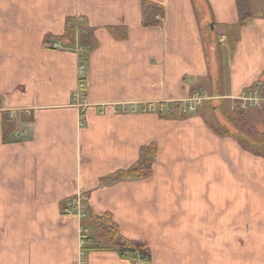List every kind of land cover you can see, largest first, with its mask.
Segmentation results:
<instances>
[{
  "label": "crops",
  "instance_id": "crops-1",
  "mask_svg": "<svg viewBox=\"0 0 264 264\" xmlns=\"http://www.w3.org/2000/svg\"><path fill=\"white\" fill-rule=\"evenodd\" d=\"M247 1L249 10L264 11V0ZM149 5L162 11V16L157 13L150 20L146 15L149 22L143 23L142 11ZM199 5L203 17L195 13ZM159 18L161 25L153 26ZM78 19L91 49L85 74L88 106L82 111L85 125L81 129L72 106L77 55L51 51L44 45L47 39L56 42L53 38L62 36ZM250 21L239 25L235 0H0V66L10 60V54L16 56L23 83L35 82L42 73L55 80L50 103L38 104L23 93L12 100L15 95L8 90L19 80L7 78L8 73L0 70V223L5 235L0 264H82L81 254L84 264H130L94 235L96 229L90 223L66 216L65 204L82 192L90 215L109 218L127 240L151 245L132 226L136 216L131 206L151 181H105L140 165L143 152L150 147L160 161L169 151L178 148L179 152L183 137L193 138V150L203 148L202 155H218L225 166H238L244 173L246 168L260 167L263 201L264 159L241 147L232 136L219 137L205 130L197 115L203 106L186 118L169 116L163 110L117 115L111 109L177 102L192 91L210 89L215 101L207 105V113L213 111L223 123L221 108L218 112L211 104L221 105L227 98L231 110L228 98H239L255 87L264 91V19L253 16ZM229 27H237L236 66L232 59L229 65L231 49L224 35ZM215 34L222 48L221 64ZM244 41L250 42V57ZM254 57L253 64L243 68L244 61ZM23 88L27 90L26 85ZM102 107L104 112H99ZM25 109L36 113L21 117L16 112ZM24 123L27 135L15 138ZM199 138L205 139L198 144ZM196 155L189 166H207L206 159L199 162L201 153ZM150 191L149 196L158 201L160 191ZM82 224L89 229L83 247L79 242ZM12 251L16 260L9 254Z\"/></svg>",
  "mask_w": 264,
  "mask_h": 264
},
{
  "label": "rangeland",
  "instance_id": "rangeland-1",
  "mask_svg": "<svg viewBox=\"0 0 264 264\" xmlns=\"http://www.w3.org/2000/svg\"><path fill=\"white\" fill-rule=\"evenodd\" d=\"M194 8L198 17H203L205 12L202 6L199 5ZM249 11L252 15L250 19L253 16L256 19H264V11L253 10V8ZM157 13L158 16H162V11L159 10ZM148 14L146 12V15ZM250 19L246 21V24L251 22ZM145 20L149 22V17ZM160 20L161 18L156 20L158 24H153V26L161 25ZM71 26L74 29V46L68 45L67 42L61 44L53 41L44 43V45L51 51L67 50V52L77 55V80L76 89L72 94V106L78 112L77 124L81 129L85 125L82 111L88 106L84 101V95L86 89V57L91 50L90 45H88L90 38L81 37V20H74ZM237 27L224 29L227 44L231 49L229 65L232 59L234 66H236L235 62H239L235 52L237 51V42L233 43V40L237 38V34L234 35ZM82 39H87V42ZM215 43L218 61L221 64L219 51L222 48H219L218 34H215ZM249 43L246 41L243 43L245 54H248V57L251 55L249 54L251 51L248 47ZM12 57L9 54L10 60L0 66V70L4 69V72L8 73L7 78L19 80L17 85L12 87L10 84L8 86L12 87L11 90H8L9 94L15 95L12 100L19 98L17 94L23 93L28 95L32 101L36 99L38 104L50 103L52 101L51 92L55 86L54 77L51 76V82L47 74L42 73L39 77L34 78L35 82L23 83L22 78L17 74L16 56ZM254 59L255 57L249 62L248 60L244 61L243 68L246 69L250 64H253ZM28 61L26 60V63H33L32 60ZM218 74L220 78L223 77L221 73ZM220 78L218 83L221 82L222 78ZM5 85L7 86L8 82ZM23 85L27 86V90L23 88ZM207 91H192L186 98L177 102L140 103L131 104L127 107L111 106V109L117 115L150 114L163 110L164 113L168 112L169 116L186 118L194 114L200 106H203L197 115L205 130L209 131L211 135L214 134L219 137L232 136L241 147H246L249 152L255 153L257 144L254 145L251 139L261 142V139L264 138V116L262 112L264 94H260L255 87L243 91V95L239 98H228L233 104L232 111L236 110V113L242 111L245 114L244 119L238 121V124L241 123L238 126L234 123L229 125L225 120H222L223 123H219V119L213 111L207 113V105L215 101L209 96L211 90L208 89ZM225 99L221 103L227 106L229 103ZM221 105L211 104V106H215L218 112ZM184 107H192L193 111L181 113ZM104 108L102 107L98 111L104 112ZM16 112L19 116L29 115L28 112L36 113L33 109L17 110ZM27 120L25 117L24 122L26 123ZM25 123L24 127L20 131L18 130L21 134H16L15 138L27 135ZM204 139L199 138L198 144ZM179 143V152L177 151L178 148L175 152L169 151L164 155L162 161L155 158V151L151 147L146 150L147 152H143L145 156L140 159V165L131 168H138L141 171L147 169L149 177L138 179L123 177L120 179L121 181L134 180L135 182L151 181L150 184H145L141 188L140 194L136 195V197L138 196L137 201L131 204L133 214L136 216V219L132 221V226L136 229L138 237L140 235L151 244H145L149 259L140 255L139 252H131L126 254L128 258L124 260L129 261L130 264H264V200H261L263 196L259 190L263 188L260 167L246 168L244 173L239 170L238 166H225L222 161H219V156L213 152L204 156L202 155L204 153L203 148L200 151L193 150V138L183 137ZM211 151H213L212 147ZM197 153H201L199 162L202 163L206 159L204 162L207 163V166H189L190 163H195L194 158L199 156L196 155ZM185 155L187 156L185 157ZM214 160L216 163L213 165ZM159 163L162 166H153ZM174 164L177 166H173ZM116 181L115 179L106 180L105 183L112 184ZM152 190L153 192L160 191L158 201L154 200L153 195L149 196V191L152 192ZM78 194L80 196L78 206L74 211L77 212V215L83 216V218L78 217V221L90 223L96 229L94 235L97 234L100 239L103 231L100 218L90 215L86 195L82 192ZM66 207L65 204L64 211ZM82 230L87 231L85 236L82 235ZM4 237L3 226L0 223V254L4 250ZM88 238L89 229L82 224L79 230V242L82 247ZM103 242L107 248H110L107 241L103 239ZM256 242L257 244H255ZM82 250L85 253L84 249ZM109 250L117 253V249L114 247ZM9 254L13 256V260H16V252L12 251ZM1 259L7 261L9 257ZM81 262L84 264L82 254Z\"/></svg>",
  "mask_w": 264,
  "mask_h": 264
},
{
  "label": "trees",
  "instance_id": "trees-1",
  "mask_svg": "<svg viewBox=\"0 0 264 264\" xmlns=\"http://www.w3.org/2000/svg\"><path fill=\"white\" fill-rule=\"evenodd\" d=\"M247 2H248L247 0H235L240 26H243L244 23L248 19H250L252 16L250 14ZM145 11L148 12L149 13L148 15L151 16V18H152L155 14H157V12H159V9L156 6H150L149 5V7H147L145 10L142 11L144 14V19H146L148 16V15L146 16ZM145 21L146 20H144L143 23ZM154 24H158V22H155ZM82 34L83 33H81V36H82ZM86 38L88 39L89 36H87ZM87 39H82V40L87 42L86 41ZM53 40L58 42V43H61V44H65L64 42H67L68 45L74 46V29H73V27L67 26L63 35L56 37V38H53ZM47 42H50V39H47L46 43ZM81 45L86 46L83 44H81ZM259 93L264 94V91H259ZM221 110H222L221 111L222 117L224 118L226 123H228L229 125L231 123H234V125L239 126L241 123L238 124L239 123L238 121H241L244 119L243 117L245 114L242 111H239L236 113L235 112L236 110L232 111L227 106H225L224 104L221 105ZM262 112H263V116H264V108H262ZM237 118H239L240 120H238ZM256 139H258V138H256ZM251 140L254 143V145L257 144L256 151H254V152L264 159V138L261 139V142H256V140H254V139H251ZM146 171H147V173H145ZM146 171H141L138 168H131L127 171H119L116 174H114L113 180L114 179L120 180V179H123V177H128V178L131 177L133 179L149 177V171L147 169H146ZM100 221H101L100 225H102V230H103L101 232L102 236L99 235L100 240L104 239L105 241H107L108 247H110L108 249H111V247L116 248L117 249V255L120 259L124 260V259L128 258L126 254L131 253V252L132 253H138L139 252L140 255H143L149 259L148 251L145 248L144 243H142L140 241H132V240H127V239L123 238L119 233L118 226L115 223L111 222L109 218L102 216V217H100ZM104 223H106V224H104ZM84 251L86 252V248H84Z\"/></svg>",
  "mask_w": 264,
  "mask_h": 264
},
{
  "label": "built area",
  "instance_id": "built-area-1",
  "mask_svg": "<svg viewBox=\"0 0 264 264\" xmlns=\"http://www.w3.org/2000/svg\"><path fill=\"white\" fill-rule=\"evenodd\" d=\"M188 111H193L192 107H184L181 111V113H186ZM21 134V133H20ZM19 134V135H20ZM79 194H76L74 198L70 199L69 201L66 202V210L64 211V214L68 217H74L77 220L80 218H83V216L81 215H77L74 211V209L78 206V201H79ZM86 230H82V235L85 236L86 235Z\"/></svg>",
  "mask_w": 264,
  "mask_h": 264
}]
</instances>
